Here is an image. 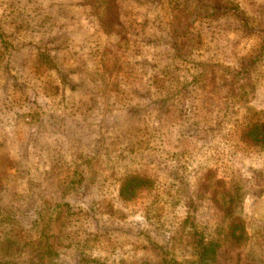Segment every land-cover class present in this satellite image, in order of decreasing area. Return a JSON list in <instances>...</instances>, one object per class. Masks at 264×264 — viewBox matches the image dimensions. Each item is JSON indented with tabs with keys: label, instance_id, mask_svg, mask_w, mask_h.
I'll return each mask as SVG.
<instances>
[{
	"label": "rangeland",
	"instance_id": "obj_1",
	"mask_svg": "<svg viewBox=\"0 0 264 264\" xmlns=\"http://www.w3.org/2000/svg\"><path fill=\"white\" fill-rule=\"evenodd\" d=\"M180 2L118 0L104 33L88 0H0V264H198L193 233L225 230L204 176L246 233L212 264H264V149L239 140L264 122V0L200 1L185 46L164 23ZM132 173L154 185L121 201Z\"/></svg>",
	"mask_w": 264,
	"mask_h": 264
},
{
	"label": "trees",
	"instance_id": "obj_2",
	"mask_svg": "<svg viewBox=\"0 0 264 264\" xmlns=\"http://www.w3.org/2000/svg\"><path fill=\"white\" fill-rule=\"evenodd\" d=\"M93 6V11L97 22L99 24V29L104 33H110L114 25L121 27L122 17L119 8L118 0H88ZM180 3H175V6L180 10V16H173L165 20V24L168 27L169 32L173 36L174 40H180V44L185 46V41L190 34V29L195 21L193 17L199 16L200 11L206 9L205 4H200L202 0H194L200 4V6L190 8L188 6V0H180ZM213 12H217L219 9L211 8ZM205 12V11H204ZM193 16V17H192ZM192 17V21L190 18ZM42 58L48 60L45 64L47 68L53 70L59 77L61 84L66 85L69 74L74 73V69H66L61 64L54 62V59L49 58L45 54H40ZM102 56L99 59L98 66L106 68V63ZM68 72H70L68 74ZM125 78L121 81L120 78H115V89L120 91V93H130V89L134 90L133 93L139 97L140 86L136 84V88H131L133 83L128 82V78L134 77L135 79H141L138 76H132L131 74H124ZM157 79V77H156ZM113 81V79H112ZM136 81V80H135ZM134 81V82H135ZM72 83V82H71ZM159 88H155L154 91L157 94ZM148 98L147 101H149ZM150 102V101H149ZM153 103H158L154 101ZM155 106V105H153ZM239 140L241 144L251 147V148H261L264 149V122L251 121L245 125L239 133ZM227 180L219 179L211 184L208 182L207 176L200 182L199 186H205L207 192L210 194L211 203L214 206L215 211L221 215L225 222V230L223 231V238L220 245L213 246V242L210 239L200 237L196 232L193 233L196 236L194 242L195 258L198 264H212L219 257L223 258L231 254L228 251L233 250V253L238 250L244 241L246 240V233L244 230L243 219L238 213L237 207L235 205L236 196L232 194L227 189ZM153 181L140 174H127L124 175L123 179L119 183L118 187V197L121 201H129L136 198L137 194L142 190H148L153 187ZM238 197V196H237ZM219 250V251H218ZM223 255V256H222ZM195 260V262H196ZM102 264V263H101ZM151 264V263H144ZM167 264V263H164ZM174 264V263H171Z\"/></svg>",
	"mask_w": 264,
	"mask_h": 264
}]
</instances>
